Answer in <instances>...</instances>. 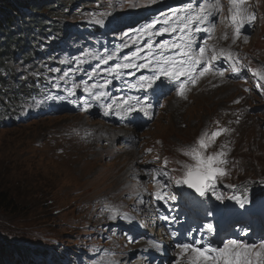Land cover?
Listing matches in <instances>:
<instances>
[{
    "label": "rangeland",
    "instance_id": "374dc122",
    "mask_svg": "<svg viewBox=\"0 0 264 264\" xmlns=\"http://www.w3.org/2000/svg\"><path fill=\"white\" fill-rule=\"evenodd\" d=\"M86 1L57 17L66 28L64 48L47 54V69L39 73L56 89L50 94L52 105H61L60 93L74 79L76 64L87 55L94 57L90 34L108 25L119 28L112 22L122 15L139 20L160 2ZM252 2L248 13H256L258 19L247 41L245 36L236 41L232 28L222 21L212 43L216 50L231 51L240 59L247 81L211 75L185 99L170 98L158 120L139 133L142 141L136 150L120 148L116 130L89 113H47L0 127L1 189L23 206L16 214L0 211V240L11 250H25L23 257L7 253L0 264H52L51 257L60 254L65 264L131 262L133 256L125 249L134 246L118 233V221L132 218L131 210L148 189L147 175L160 172L172 185L184 180L195 167L193 148L205 157L223 153L220 159L226 163L216 166L226 172L222 181L227 193L240 190L243 197L264 200V0ZM35 71L33 66L8 79L0 99L19 93L21 82ZM86 81L87 74L81 82ZM14 99L8 102L10 113H16ZM217 132L220 135L214 137Z\"/></svg>",
    "mask_w": 264,
    "mask_h": 264
},
{
    "label": "trees",
    "instance_id": "16d2710c",
    "mask_svg": "<svg viewBox=\"0 0 264 264\" xmlns=\"http://www.w3.org/2000/svg\"><path fill=\"white\" fill-rule=\"evenodd\" d=\"M80 2L87 3L86 0H0V89L7 82V76L8 79L14 76L12 71H19L22 62L29 64L45 54L47 50L44 48L52 49L53 46L44 43L51 38H61L64 23L57 20L58 15ZM0 107H3L0 113V120H3L4 116H8L3 99H0ZM10 120L14 121V117ZM5 190L2 191L0 185V211L12 214L20 212L23 206ZM1 242L0 261L6 260L4 256L7 253L23 257L24 248L14 247L11 250L13 247ZM12 257L10 255L9 258ZM51 263L62 264V261L52 256Z\"/></svg>",
    "mask_w": 264,
    "mask_h": 264
},
{
    "label": "snow or ice",
    "instance_id": "6c2138e0",
    "mask_svg": "<svg viewBox=\"0 0 264 264\" xmlns=\"http://www.w3.org/2000/svg\"><path fill=\"white\" fill-rule=\"evenodd\" d=\"M242 4L243 0H232V6L230 11L232 12V23L236 25V33L239 35L241 27H243V18H242ZM207 7L219 9L220 3L219 0H216L214 5H208ZM205 11L204 7H201L200 12ZM202 17L199 13L195 17H189L188 23L191 24L193 20H201ZM188 25H185V28ZM201 29L197 27L195 31H200ZM167 31V30H165ZM174 31V29H173ZM183 31V29H181ZM163 35L164 33H159ZM247 41L248 37H244ZM183 40V37H181ZM190 41L187 47H190ZM151 47V46H150ZM172 48L181 49L180 55L186 57L187 59H167L165 58L162 63L164 65H169V67H161L159 71L161 74L167 75L174 79L179 80L181 77H187L192 81L193 84L196 82V78L193 73L196 72L195 65L200 64L201 60L204 57V49L201 48L199 51V56L193 57L190 55L189 51H184L182 44L173 43ZM161 49H168L169 45L167 43H162L160 45ZM216 57L213 56L212 59ZM210 68H204L199 72V76H204L205 73L209 72ZM220 75H223L221 72ZM184 88L181 85L178 95L183 96ZM214 137L220 135L219 132L213 134ZM206 145L203 140L200 141V148H205ZM185 155H189L188 152ZM223 156V153H220L216 156L204 157L200 151L196 148L191 149V158L196 162L195 167L188 169L185 175L183 183L186 184L189 188H194L195 191L201 196H205L206 191L210 185V182L215 180L218 176L226 175V172L217 167V164L226 163L225 160L220 159ZM177 183H180L177 181ZM214 187V186H213ZM219 199V197H217ZM239 201V198H236ZM242 203V202H241ZM198 241H193L192 243H184L181 245L185 253L191 252L192 258L189 261V264H264V241L259 245L256 244H247L244 242L237 241L235 239L229 240L223 244L222 247H196ZM258 249V250H257Z\"/></svg>",
    "mask_w": 264,
    "mask_h": 264
},
{
    "label": "bare ground",
    "instance_id": "6f19581e",
    "mask_svg": "<svg viewBox=\"0 0 264 264\" xmlns=\"http://www.w3.org/2000/svg\"><path fill=\"white\" fill-rule=\"evenodd\" d=\"M224 146V145H223ZM224 150V149H223ZM226 152V151H225Z\"/></svg>",
    "mask_w": 264,
    "mask_h": 264
},
{
    "label": "water",
    "instance_id": "95a60500",
    "mask_svg": "<svg viewBox=\"0 0 264 264\" xmlns=\"http://www.w3.org/2000/svg\"><path fill=\"white\" fill-rule=\"evenodd\" d=\"M191 189V188H190Z\"/></svg>",
    "mask_w": 264,
    "mask_h": 264
}]
</instances>
